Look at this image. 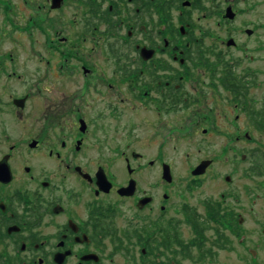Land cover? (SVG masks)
<instances>
[{
  "label": "flooded vegetation",
  "instance_id": "1",
  "mask_svg": "<svg viewBox=\"0 0 264 264\" xmlns=\"http://www.w3.org/2000/svg\"><path fill=\"white\" fill-rule=\"evenodd\" d=\"M47 4L51 24H62L59 48L66 44L62 52L81 76L50 84L59 82L61 96L41 129L28 109L40 80L9 72L0 58V264L209 261L220 237L207 240L201 226L214 224L212 216L193 209L186 223L164 177L166 118L200 134L205 148L255 143L241 119L264 132L254 112L259 84L244 62L255 65L264 48L253 17L264 0ZM82 58L89 64H77ZM145 127L147 136H138ZM134 146L148 152L129 153ZM132 181L133 190L121 192ZM240 232L239 224L232 234Z\"/></svg>",
  "mask_w": 264,
  "mask_h": 264
},
{
  "label": "rangeland",
  "instance_id": "2",
  "mask_svg": "<svg viewBox=\"0 0 264 264\" xmlns=\"http://www.w3.org/2000/svg\"><path fill=\"white\" fill-rule=\"evenodd\" d=\"M47 1L0 0V58L11 61L5 60L10 63L7 66L9 72L12 69L17 70L29 82L34 79L40 80L41 84L35 82L40 85L33 92L35 99L29 104L28 109H35L31 114L34 121L39 119L37 126H40L41 129L47 125L50 104L53 105L51 100L61 96L60 91L56 92L59 82L56 84V89L50 84L55 83L59 78L81 76L77 72L78 69L72 67V61H69L73 59H68V55L62 52L66 44L62 42L59 48V37L56 36L62 24L57 22L51 24L53 18L48 16L50 9ZM56 14L54 19L58 18L61 13L57 12ZM253 17L261 24V28L258 27V29L264 40V6L263 10ZM249 18L251 17L247 19ZM248 21L254 27L259 26L256 21ZM49 27L52 29L54 27L55 33L53 31V34L49 33ZM63 31L65 35L68 34L65 29ZM83 52L85 54V50ZM256 54L255 65L248 60L244 62V66H251V69L256 71V80L259 85L256 91H253L257 98L254 112L263 119L264 48ZM86 55H92L94 58L97 54L95 52L91 54L88 50ZM253 56L255 55L249 54V58ZM80 61L83 62L84 59H78L77 64H82ZM87 63L89 64L88 61ZM87 63L85 62L86 65ZM26 88L27 86L24 87V89ZM51 90H54V93H51ZM166 119L168 126L164 131V136L167 139L163 151L173 177L172 185H169L168 190H171L176 199H182L184 221L187 223L186 219H189L190 215L186 214H190V211L194 212V210L202 217L211 218L208 213L209 203L220 207L230 216L228 219H224V224H228L226 227L222 228L218 223H214L204 234L207 240L217 241V231L220 230L223 237L228 239L224 242L225 247L217 246L214 256L209 261H193L187 258L179 263L264 264V173L259 169L261 174L252 172L253 168H257L258 160H255L258 158L257 156L264 160V132L254 128L255 123H252L247 117H243L241 125L247 127L255 141L254 144L247 142L236 145L233 142L229 149H223L221 148L223 141H219L215 147L205 148L206 144L200 141V134L188 135L181 123H175L172 117ZM62 120L59 121L62 123ZM25 121H29V119H25ZM31 124L32 122L28 124L24 134ZM261 124H263L262 120ZM148 131L149 129L145 127L139 131L138 136H147ZM52 133L54 134V131ZM1 140L4 139L1 137ZM152 150L154 152V149ZM123 151L120 149L118 153L121 154ZM132 151L138 154L148 152L147 149L138 146H134L129 153ZM242 155H245L246 158H242ZM203 160H212L211 166L203 176L193 177L192 172ZM154 172L155 170L152 171L149 178L154 177ZM227 176L231 177L230 181L226 180ZM193 178H199V180L194 183ZM238 215L241 216V220H238ZM237 224L241 225L242 232L234 235L232 233L234 228L238 227ZM185 233L186 237L190 236L188 226H185ZM120 257V262L124 264L123 257Z\"/></svg>",
  "mask_w": 264,
  "mask_h": 264
},
{
  "label": "trees",
  "instance_id": "3",
  "mask_svg": "<svg viewBox=\"0 0 264 264\" xmlns=\"http://www.w3.org/2000/svg\"><path fill=\"white\" fill-rule=\"evenodd\" d=\"M261 120L263 121V124H261ZM261 120H260V126H262L263 130H264V118ZM257 157L258 158L255 159V160H258L257 165H256L257 168L256 167L253 168L252 172L256 173V174H261L262 172L264 173V162H263L264 160H262L261 157H259V156H257ZM258 169H259V171L261 170L262 172L259 173ZM208 207H209L210 215L212 216V221H214L216 224L218 223L219 226H222V228L226 227V224H224L225 218L221 214L220 209L216 208V206H214L213 204H210V203L208 204ZM209 224H210L209 220L204 221V225L201 226V230L202 231L208 230L210 228ZM217 233H218V237H220V239H219V241L216 242V246H218L220 248H221V246L225 247V245H226V244H224L225 241H222V238H224L222 232L220 230H218Z\"/></svg>",
  "mask_w": 264,
  "mask_h": 264
},
{
  "label": "water",
  "instance_id": "4",
  "mask_svg": "<svg viewBox=\"0 0 264 264\" xmlns=\"http://www.w3.org/2000/svg\"><path fill=\"white\" fill-rule=\"evenodd\" d=\"M55 2H59L60 0H54ZM55 6H58L55 5ZM212 161L211 160H207V161H203L199 166L196 167V169L192 172V175L193 176H201L203 174L206 173L207 169L210 167ZM165 179L171 183L173 181V177H172V174H171V168L169 165H166L165 167ZM230 177L228 176L226 178L227 181H230ZM133 187H134V182L132 181L131 182V185L129 186V188L125 189V190H122L121 192H126L128 189H131V191L133 190Z\"/></svg>",
  "mask_w": 264,
  "mask_h": 264
}]
</instances>
